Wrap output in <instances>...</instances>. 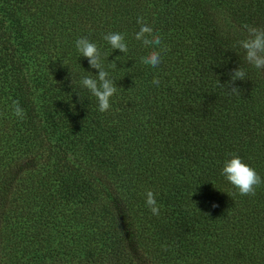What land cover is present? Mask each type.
Here are the masks:
<instances>
[{"label": "trees", "instance_id": "obj_1", "mask_svg": "<svg viewBox=\"0 0 264 264\" xmlns=\"http://www.w3.org/2000/svg\"><path fill=\"white\" fill-rule=\"evenodd\" d=\"M138 17L161 37L156 68ZM244 25L264 29V0H0V264H264V184L241 196L222 175L238 155L264 180ZM81 37L116 87L105 112L79 83L98 72Z\"/></svg>", "mask_w": 264, "mask_h": 264}, {"label": "clouds", "instance_id": "obj_2", "mask_svg": "<svg viewBox=\"0 0 264 264\" xmlns=\"http://www.w3.org/2000/svg\"><path fill=\"white\" fill-rule=\"evenodd\" d=\"M137 24H139L140 27L135 33V39L140 41L144 47L153 49L141 58V62L144 65H150L156 68L162 62L160 51L156 50L161 45V37L154 33L153 28L145 23L143 17L137 18ZM243 27L247 32V38L237 43L239 47L244 50L245 60L248 64L257 69H264V29L250 27L248 25H244ZM103 39L113 50L118 49L124 54L129 50L125 42V37L121 33L109 32L103 35ZM75 47L80 56L87 59L90 68L98 70L96 78L82 76L79 81L80 86L87 89L91 95L96 98L98 110L100 112H105L110 108V98L115 94L116 87L112 80L108 78V72L105 70L102 63L101 53L97 45L91 42L87 37L77 39L75 41ZM230 75L231 80L228 82V86L235 92L238 90V87L235 86V82L237 80H245L246 73L238 67L234 69ZM152 83L159 86V78L154 77ZM11 108L16 117L20 119L24 118L25 112L18 100H13ZM222 175L238 190L241 196H254L256 194V188L264 184V180H262L256 170L245 163L238 155H232L230 159L224 162ZM145 204L153 215L159 216L160 209L152 190L146 191ZM216 206L217 205L214 203L213 207ZM164 248L166 250L167 245H165Z\"/></svg>", "mask_w": 264, "mask_h": 264}]
</instances>
